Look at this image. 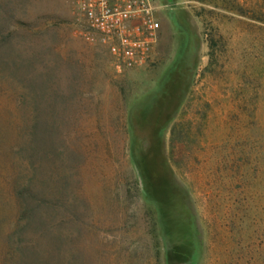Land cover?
<instances>
[{"label": "rangeland", "instance_id": "obj_1", "mask_svg": "<svg viewBox=\"0 0 264 264\" xmlns=\"http://www.w3.org/2000/svg\"><path fill=\"white\" fill-rule=\"evenodd\" d=\"M151 2L117 70L70 0H0V264L21 215L57 264H264V0Z\"/></svg>", "mask_w": 264, "mask_h": 264}, {"label": "built area", "instance_id": "obj_2", "mask_svg": "<svg viewBox=\"0 0 264 264\" xmlns=\"http://www.w3.org/2000/svg\"><path fill=\"white\" fill-rule=\"evenodd\" d=\"M85 26L107 46L117 70H131L153 55L159 23L151 0H70Z\"/></svg>", "mask_w": 264, "mask_h": 264}, {"label": "trees", "instance_id": "obj_3", "mask_svg": "<svg viewBox=\"0 0 264 264\" xmlns=\"http://www.w3.org/2000/svg\"><path fill=\"white\" fill-rule=\"evenodd\" d=\"M19 177V176H18ZM20 179V178H19ZM22 180L12 179L11 191L8 196L11 197L12 191L14 199L19 207L23 205L25 192L22 188ZM2 192V189H0ZM31 215H21L17 219H10L6 227V235L10 237L9 251L7 253L11 264H57L55 251L50 249L49 253L40 248L37 240L40 234L36 232L35 241L28 240L27 221L30 220ZM12 220V221H11ZM29 222V221H28ZM33 240V239H32Z\"/></svg>", "mask_w": 264, "mask_h": 264}]
</instances>
